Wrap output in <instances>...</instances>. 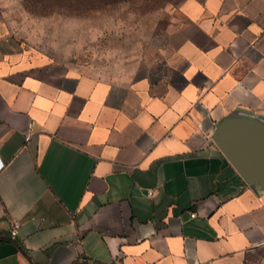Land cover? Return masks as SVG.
<instances>
[{"label":"crops","instance_id":"obj_1","mask_svg":"<svg viewBox=\"0 0 264 264\" xmlns=\"http://www.w3.org/2000/svg\"><path fill=\"white\" fill-rule=\"evenodd\" d=\"M1 6L0 264H264V187L213 140L264 136V0L187 5L113 71L25 46Z\"/></svg>","mask_w":264,"mask_h":264},{"label":"rangeland","instance_id":"obj_2","mask_svg":"<svg viewBox=\"0 0 264 264\" xmlns=\"http://www.w3.org/2000/svg\"><path fill=\"white\" fill-rule=\"evenodd\" d=\"M201 0H2L1 16L25 46L113 71L147 62L187 5Z\"/></svg>","mask_w":264,"mask_h":264},{"label":"water","instance_id":"obj_3","mask_svg":"<svg viewBox=\"0 0 264 264\" xmlns=\"http://www.w3.org/2000/svg\"><path fill=\"white\" fill-rule=\"evenodd\" d=\"M213 140L245 179L258 181L264 187V136L257 129L227 122Z\"/></svg>","mask_w":264,"mask_h":264},{"label":"built area","instance_id":"obj_4","mask_svg":"<svg viewBox=\"0 0 264 264\" xmlns=\"http://www.w3.org/2000/svg\"><path fill=\"white\" fill-rule=\"evenodd\" d=\"M28 139H29V135H26L25 140H28ZM147 194L151 195L152 191H148ZM194 216H195V212L189 213L190 218H193ZM18 227H19V224L17 221H11V224H10V235H11V237H14L17 235ZM76 264H89V263H76Z\"/></svg>","mask_w":264,"mask_h":264}]
</instances>
